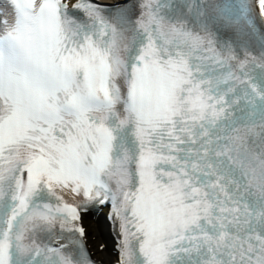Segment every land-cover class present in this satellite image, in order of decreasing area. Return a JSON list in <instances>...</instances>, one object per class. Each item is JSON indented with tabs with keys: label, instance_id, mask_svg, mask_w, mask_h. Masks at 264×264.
<instances>
[{
	"label": "snow or ice",
	"instance_id": "obj_1",
	"mask_svg": "<svg viewBox=\"0 0 264 264\" xmlns=\"http://www.w3.org/2000/svg\"><path fill=\"white\" fill-rule=\"evenodd\" d=\"M12 4L0 36V264H94L82 214L109 199L118 264H264V61L237 74L211 41L165 31L161 9L187 6L171 0H144L135 22L126 3ZM221 12L246 19L247 0ZM257 119L250 147L240 130ZM55 221L78 258L33 238Z\"/></svg>",
	"mask_w": 264,
	"mask_h": 264
},
{
	"label": "bare ground",
	"instance_id": "obj_2",
	"mask_svg": "<svg viewBox=\"0 0 264 264\" xmlns=\"http://www.w3.org/2000/svg\"><path fill=\"white\" fill-rule=\"evenodd\" d=\"M86 230L90 232V235H93L92 244L94 245V249L96 248V245L102 241L104 243V229L101 227L99 222L92 218H87L86 220ZM96 256H104L108 255V247L104 246L103 250L95 249Z\"/></svg>",
	"mask_w": 264,
	"mask_h": 264
}]
</instances>
